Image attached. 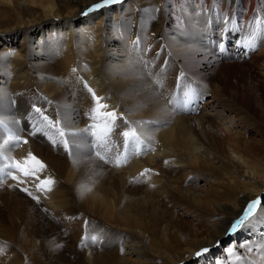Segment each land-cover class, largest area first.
Segmentation results:
<instances>
[{"label": "bare ground", "instance_id": "1", "mask_svg": "<svg viewBox=\"0 0 264 264\" xmlns=\"http://www.w3.org/2000/svg\"><path fill=\"white\" fill-rule=\"evenodd\" d=\"M0 2L8 6L11 0H0ZM102 2L103 0H21V2L17 0L16 4H11L14 7L12 12L0 10V17H2L0 22L6 21V25L0 26V48L2 47L0 58L4 61L0 71L2 76L0 80V93H2L0 95V118L13 123L15 114H19L28 119L31 108L20 106L24 99L22 93L26 94L31 85L36 83L48 94L59 96L61 112L64 114V119L67 118L66 123H70L73 128H78L80 126L77 124L78 117L81 116L87 120L90 115L85 117V113L90 110L92 114L93 95L86 90L85 84H87V88L90 87L95 91V97L101 98L100 103L107 105L106 109H116L120 114L123 113V118H127L130 121L129 124L133 123L140 128L143 135L148 138L147 141L153 145L154 150L147 154L149 156L144 154L146 157H143L141 161L137 162L132 158L133 162H128V167L131 166L128 171L135 170V172L130 171L131 174L137 172L134 175L141 176L150 185L156 177L153 178L151 175L152 180H146V173L154 175V171L161 167L165 168L167 163L170 166L178 164L182 162L181 156L188 157L190 161L196 159L192 148L193 128L187 124L194 117L170 112L155 96L153 89L165 91L162 83L166 73L159 76L152 73L143 55L148 50L141 47L140 42L143 40L145 43L153 44L154 40H157L158 47H163L162 50L166 52L168 51L167 45L170 44L172 45V51H170L174 53L172 56L175 57L176 53L184 55V63L191 58H185V55L199 54L200 51L204 54L207 47L205 44L207 33L212 32L219 38L228 33V37L225 36L224 39L234 45L232 49L236 56H244L239 54L240 44L244 46L246 41L253 38L255 47L252 51L259 56H264V37L259 31L264 28V0H121L120 3L105 6L84 15L93 5ZM24 4L31 5V7L24 10ZM257 22L259 35L254 32ZM250 33H253V37H249ZM20 36L22 40L21 45L18 46ZM126 42L128 43L126 47L120 45ZM31 45L35 52H40L42 48L48 46L59 53L57 79L61 84L49 81L55 80V77H49L43 72H33L29 66H25L27 59L18 49L21 46L24 49L31 48ZM10 53L14 55H9ZM220 58L222 57H217L218 62ZM205 59L202 58V63L208 60ZM241 60H247V58L243 57ZM43 62H39L42 68ZM84 62L85 67L82 66ZM235 65L219 63L220 68L216 76L219 75L221 79L224 75L233 76L237 70ZM211 66V64L205 66L206 73L213 72ZM190 67L189 64L184 65L183 68L191 73ZM73 69L76 71L74 72ZM81 74L83 80L77 77ZM7 81H10L9 85ZM198 81L205 90H214L211 99L203 102L199 117L207 119L208 122L217 120L221 121L222 125H227L229 120L224 118V109L221 108L223 103L219 98L222 88L214 81L207 83V80L204 81L201 78ZM235 96L232 95L233 98ZM3 102L13 104L5 110ZM137 122L140 124L138 125ZM125 127L126 125L123 124V128ZM19 140H21L19 137L15 139L7 135L4 137L0 132V151L5 157L10 158H0V160L2 162L16 161L30 167L34 163L29 154L41 155L40 145L33 142L26 148L18 144ZM76 146L81 151L85 149L77 143ZM76 159H79L78 154ZM46 160L51 162L56 169L61 170V164L55 157L49 154ZM26 161L27 164H25ZM70 163L66 164L69 169L66 170L68 175L64 178L71 188L61 185L60 190L45 185V189L37 192V182L43 176V173L39 175L38 172L31 178L23 174L19 177L17 172L16 176L19 179L4 181L7 183L0 181V188L3 187L0 190V196L5 206L4 213L0 210V264H81L82 262L86 264L90 258L96 257L88 252L91 248L87 246L89 239L86 237L87 240H83V221L79 220L81 216L76 213L75 206L78 202L81 209L93 214L101 209L102 206L98 205L99 203L97 204L95 200L97 196H101V192L103 194L104 190L99 192L98 187L95 189L94 186L97 183L94 184V181L98 173L105 171H101L100 167H96L89 175L86 171L83 179L78 182V178L77 181L73 178L74 168L73 163ZM251 169L249 177L251 181H254L251 183L245 181L243 187L237 190L238 197L234 200L238 202L235 203L236 206L233 207L230 202H222L226 207L232 206L234 213L231 217L229 216L228 220L222 222L223 226L218 233L202 238L194 250L187 248V250L176 252L175 257L171 261L168 260L169 264H240L235 255L229 254L228 249H235L239 255L237 248L241 243L250 242L255 233L264 236V223L251 225L252 233L247 231V227H242L243 229L233 234L234 241L228 243L223 250H220V253H217V248L229 232L232 223L242 216L248 203L257 198L260 199L264 193V164L255 165L253 162ZM119 175V178L122 177L120 181L126 184L125 178L129 177L130 173L125 172ZM14 185L23 187H19L22 190L27 189L28 193L32 188L36 195L33 196L34 200H40L42 209L52 211L51 213L56 215V218L61 219V232L78 245L77 250L84 254L82 262L79 258L74 261L66 256L60 257L56 248L51 244L50 232L39 221V217L43 215L36 209L34 202L20 194ZM7 186L10 187L9 190L5 189ZM259 215L260 211L256 213L257 218ZM81 241H84L83 247H79ZM204 248L210 251L198 257L196 263H189L197 257L196 253ZM127 252H133V249L130 248ZM262 260L264 262V259Z\"/></svg>", "mask_w": 264, "mask_h": 264}, {"label": "rangeland", "instance_id": "2", "mask_svg": "<svg viewBox=\"0 0 264 264\" xmlns=\"http://www.w3.org/2000/svg\"><path fill=\"white\" fill-rule=\"evenodd\" d=\"M16 1L17 0H11L8 6L0 2V10L12 12L14 7L11 4H16ZM23 7L24 10H26L31 7V5L28 6L24 4ZM1 18L2 17H0V20ZM4 25H6V21L0 22V26ZM255 26L254 32L256 35H259L257 29L258 22ZM225 36L228 37V33L221 36V38L217 37L212 32L207 33L205 35L207 39L205 44L207 47L204 50V54L200 51L199 54L185 55V58H191H188V61L184 63V55L176 53L175 57L172 56L174 53L171 52L172 45L170 44L167 45L168 51L166 52L162 50L163 47H158L159 44L157 40H154L153 44L145 43L143 40L140 42V46L148 50L144 52L143 55L144 59L148 61L152 73L156 76L166 73L165 77L167 78L164 77L162 83L163 86H165V91L153 89L154 91H152L155 93V96L158 97V100L161 101V103L164 104L163 106L167 107L170 112L176 115L194 117L191 118L187 124L193 128L192 133L194 137L192 148L196 159H191L190 161L188 157L181 156L180 159L182 162L178 164L170 166V164L167 163L165 168L161 167V169L154 171V175L153 173H146V180H152V177H156V180H154V178V182L152 181L154 184L150 183L149 185V182H146L145 179L143 180L141 176H135L134 174L137 172L132 175L131 172H135V170H130L131 172L128 171L131 168V166L128 167L129 161L133 162L134 159L137 162L141 161L146 157L144 154H149L154 148H152L153 145L147 141L148 138L143 135L141 132L142 130L135 124L130 123L129 125L136 128V130H138L137 132L142 133V143L137 147L133 160L132 158L123 160L121 151L124 147V137L122 133L124 131H129L130 127L126 125V127L123 128V124L125 125L123 122L125 119L127 120V118L124 119V114H120L116 109H106V111H115L118 117L116 122L117 126L106 138L107 150L97 145L95 133L98 131V128L96 127L93 128L94 139H96L94 143L97 146L94 148L92 144L90 145L88 142L89 135L86 132L85 126L86 123L92 122L94 123L93 125L98 124L100 127H103V121L92 119V114L89 110L85 113V117L90 115L87 120L79 116L77 124L80 126L78 128L71 127L70 123H66L67 118L65 120L64 114L61 112V99L59 96L51 93L48 94L38 87L36 83L31 85L26 93L27 95L22 93L24 99L20 106H28V109L31 108V114L28 116V119L19 116V114H15L13 123L0 118V121L3 122V124H0V132L4 137H6V135L12 139L19 137L21 140L18 141V144L26 148L30 143H39L41 155L35 154L34 157L42 162L45 167L42 170H37L39 175L43 173L40 181L37 182V192L45 189V185L53 186L60 190L61 185L71 188V186L67 185L64 178L68 175V171L66 170L69 169L67 166L69 164L67 163L70 162V164L73 163L72 165L74 168L75 176L73 178H75L76 181L79 179L78 182L83 179L82 177L86 174V171L88 175L91 174L96 167H100L101 171H105L103 173H98L94 181V184H98L94 187L95 189L98 187L99 189L97 190L99 192L103 190L105 192L107 187L106 192H103V194L101 192V196H97L98 198L95 200L97 204L99 203L98 205L102 206L101 209L98 210L96 214H93L81 209L78 202L75 206L76 213L81 216L79 220L83 221V240L86 241L89 239L87 241V246L93 247L92 249L90 248L88 252L94 256L96 255L95 258H90L86 264H169V261L175 257L176 252L187 250V248L188 250H194L202 238H207L218 233L223 226L222 222L228 220L229 216L231 217L232 213H234V208H232V206L234 207L236 206L235 203H238L234 201L235 198L238 197L239 192L237 193V190L243 187L245 181L250 183L254 181H251L249 177L253 162L255 165L264 164V56H259L253 51L247 54L245 51L244 53L247 55L244 53H241V55H244L243 57L247 58V60H241L243 57L235 55L232 49L234 45L230 44V42H227L228 46L225 53L216 54V51L219 49L218 44L220 43L221 45V43L225 41ZM249 37H253V33H250ZM18 40L20 42L18 44L19 46L21 45L22 36H20ZM127 44L126 42L124 45H120L126 47ZM243 47L249 48L246 44L244 46L240 44V48L242 49ZM1 49L2 47L0 48V52L2 51ZM249 49L252 50V48ZM18 50H20V53L27 59L25 66H29L33 72H43V74L49 77H55V80L49 81H55V83L61 84L60 80L57 79L59 75V70H57L59 53L56 50H52L51 47L47 46L42 48V50L40 49V52H35L32 45L31 48L27 49L21 46ZM154 55L157 56L155 57ZM219 56L222 58H220L218 62L217 57ZM202 58L208 60L205 59L206 62L202 63ZM41 61H44L43 68L39 63ZM3 62V58H0V71ZM45 62L47 63L45 64ZM206 63L212 65L213 72L209 71V73H206ZM219 63L232 64V66L236 64L237 70L233 73V76H229V74L222 76L220 74L223 78L221 79L218 77L219 75L216 76V72L220 68ZM49 64L51 68H49ZM85 64V62L82 63V66L85 67ZM189 64L191 65V73L183 68L184 65ZM81 75H77V77L83 80V75ZM178 76L183 80V82H180L181 89H179V91L176 90ZM200 78L204 81L207 80V83L213 81L217 82L222 88V92L220 90V97H218L223 103L221 108L224 109V111L222 110L225 115L224 118H227V121L229 120L227 125H222V122L217 120H210L208 122L207 119H201L199 117L201 116V110L195 115H189L173 110L170 105V101L174 100L178 95H188L187 98H193L191 95L201 91L207 95L205 96L202 94V99L208 97L209 101L214 94V90H205V88L200 85V81H198ZM1 79L2 76L0 74V80ZM9 83L10 81H7L8 85ZM85 88L88 91L90 87L87 88L85 86ZM93 92L95 93L94 90ZM89 93L92 94L91 92ZM233 94L236 95L235 98L232 97ZM195 97L196 98L193 99L198 100L199 96L195 95ZM178 98L181 99L182 97ZM92 99L93 106L91 109L93 110L94 107H96V101L94 97ZM201 102L202 107L204 100ZM3 104L4 109L8 110L13 103L7 104L3 102ZM37 108L41 110L43 116H47L53 122H59L57 126L64 130L65 135L63 137H60L55 129L45 128L43 131H36V128L40 127L43 123L41 114L35 111ZM127 121L130 122L129 120ZM81 123L83 124L81 125ZM142 124L145 125V123ZM66 138H68L67 144H71L72 146L71 154L63 148V142ZM23 141H27V143ZM76 143L84 147V151L77 149ZM144 149L145 151L143 152ZM97 151L106 158L107 162L95 155ZM93 152H95V154H93ZM142 152L143 156L137 158ZM49 154L60 162L61 170L56 169L51 162L46 160V156ZM77 154L79 155V159L75 160ZM117 159H119V164H117ZM124 164L126 165L124 166ZM36 167L37 169L39 168V166ZM125 172L130 173L129 177L125 178L126 184L120 181L122 177L119 178V174ZM18 174L19 177L22 176L21 172H18ZM148 176L150 178H148ZM49 180L52 184L47 183ZM88 181L90 182L91 179ZM106 183H109V185ZM14 186L20 194L32 200L37 207L35 208L43 215L39 217V221L42 222L50 232V236L52 237L51 241L54 242H51V244L56 248L57 251H55L60 257L66 256L74 261H76V258H79L82 262L84 254L79 253L76 247L78 245L74 244L72 239H69L61 232V219L56 218L57 216H54L51 213L52 211L50 212L42 209L40 200H34L35 197L33 196L36 195L32 188L29 190L31 193L30 195L27 191L20 189L23 187L19 185ZM101 186L103 188H101ZM2 189L3 187L0 188V190ZM5 189L9 190L10 187L7 186ZM102 196L104 198H101ZM71 198L74 199L73 196H71ZM97 200L100 202H97ZM260 201L261 205L257 208V212L260 211L261 208H264V193L261 195ZM222 202H230L232 206L226 207ZM0 210H2L3 213L5 212V206L1 196ZM102 211L104 214H102ZM247 231L250 233L253 232L251 225L247 227ZM233 234L234 233L228 232L225 235L219 248H217V253H220V250H223L228 243L234 241L235 236ZM91 237H96L97 239L93 241ZM263 238L264 236L260 234H253V237L250 239L251 243L249 242L253 247V251L250 254L247 252L246 248L238 247L239 256L257 261L258 264H264L257 250L258 246L264 245ZM83 244L84 241L79 242V247H83ZM130 248L133 249V252L128 253L127 251ZM61 251L63 252L62 255ZM198 259V257H195V259L190 260L189 263H196ZM81 264H83V262Z\"/></svg>", "mask_w": 264, "mask_h": 264}, {"label": "snow or ice", "instance_id": "3", "mask_svg": "<svg viewBox=\"0 0 264 264\" xmlns=\"http://www.w3.org/2000/svg\"><path fill=\"white\" fill-rule=\"evenodd\" d=\"M120 2L121 0H103L102 3H97L93 5L91 8H89L84 13V15H87L88 12L103 8L108 5L120 3ZM259 31H260V35L264 37V28H261ZM246 46L249 48H254L255 39L253 38L251 40L246 41ZM9 55H14V53H10ZM73 71L75 72L76 69H73ZM85 86L87 87V84H85ZM88 91L92 93L96 101V107L92 110V119L103 121V127H100L99 125H93V127L98 128V131L95 133L96 138H97V145L98 147L104 148L105 150H107L106 148L107 139L106 138L113 131V129L117 126L116 121L118 117L115 111H104V109L107 108V105L100 103L101 98L95 97V93L92 91L91 88H89ZM0 95H2V93H0ZM35 111L41 114V117L43 120V123L40 125V127L36 128V131H43L45 128H48V129H55L57 134L60 137H63L65 135L64 130L57 126L59 123L58 121L53 122L47 116H43V114L41 113V110L38 108L35 109ZM124 123L125 125H128L130 127L129 131H124L122 133L124 137V148L126 150L131 149L132 153L136 154L137 147L142 143V140H141L142 133L137 132L136 128L131 127L127 120H125ZM0 124H3V122L0 121ZM137 124L139 125L140 122H137ZM23 142L27 143V141H23ZM96 155L100 159L105 160V162H107L106 158L103 155H101L99 151H97ZM29 156L31 160L34 162V164L30 167L22 165L19 162H10L7 165H5V167L17 170L21 172L23 176L25 177H29V178L34 177L36 175L37 170H42L45 166L36 157L32 156L31 153L29 154ZM0 158L10 159L9 157H5L2 151H0ZM25 164H27V161L25 162ZM117 164H119V159H117ZM36 166H39V168L37 169ZM145 171L147 172L150 170H145ZM4 175L11 176L13 179H19V177L13 175L12 172L10 171L5 172L3 169H0V176H4ZM47 183L50 184L51 181L49 180L47 181ZM24 190L27 191V189H24ZM29 194L31 195V193ZM260 205H261V201L259 198H257L256 200L250 201L244 213L242 214V216L238 220L232 223L231 227L229 228V233H235L238 230H240L242 227H248L249 225H253L255 223H264V208L260 209L259 217L257 218L256 216L257 208ZM91 239L95 241L97 238L91 237ZM239 247L246 248L249 253L253 251V247L251 246L249 242L241 243ZM257 250L260 254L261 259H264V245L258 246ZM209 251L210 249L204 248L200 252H197L196 256L200 257L201 255L206 254ZM228 252L231 255H235L236 258L241 262V264H258L257 261L249 260L247 257H242V256L237 255L235 249L229 248Z\"/></svg>", "mask_w": 264, "mask_h": 264}]
</instances>
